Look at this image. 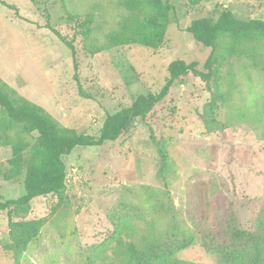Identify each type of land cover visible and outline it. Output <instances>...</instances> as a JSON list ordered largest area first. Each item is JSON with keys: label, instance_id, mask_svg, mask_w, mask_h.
<instances>
[{"label": "rangeland", "instance_id": "obj_1", "mask_svg": "<svg viewBox=\"0 0 264 264\" xmlns=\"http://www.w3.org/2000/svg\"><path fill=\"white\" fill-rule=\"evenodd\" d=\"M167 1L173 11L165 36L150 48L130 39L150 0H0V83L42 107L60 128L96 134L107 113L158 91L171 61L202 68L210 48L185 31L193 19L215 18L224 7L241 19L264 18V0ZM61 38L72 44L74 57ZM219 67L209 84L192 74L175 81L146 121L135 120L115 141L64 156L63 201L55 194L36 197L26 215L12 217L41 221L24 250L6 249L8 218L0 212V264H121L112 256L110 213L119 202L131 204L139 210L129 220L136 236L146 221L159 232L168 217L154 209L158 199L170 203L181 227L193 232V243L178 259L229 264L203 239L220 237L230 215L240 228L253 230L263 204L264 70L246 57L228 58ZM212 101L218 127L208 119ZM149 125L172 165L166 185L156 176L160 163ZM0 136L30 146L36 133H25L0 111ZM11 156L12 144L0 143L3 199L24 194L23 175L4 177Z\"/></svg>", "mask_w": 264, "mask_h": 264}, {"label": "trees", "instance_id": "obj_2", "mask_svg": "<svg viewBox=\"0 0 264 264\" xmlns=\"http://www.w3.org/2000/svg\"><path fill=\"white\" fill-rule=\"evenodd\" d=\"M150 5L151 9L144 19L134 25L130 39L144 47L155 48L165 36L166 22L173 5L167 0H150ZM189 23L185 31L191 34L196 43L210 48L202 68L198 67L197 62L171 61L158 91L140 94L130 105L107 113L96 134L60 128L42 107L14 95L5 83H0L1 114L9 121L21 124L25 133H36L35 141L30 146L12 143L7 136H0V143L12 144V156L4 177L11 179L23 175L24 188V194L18 198L3 199L0 195V212H6L8 218L9 242L5 244L6 249L18 253L37 236L41 224L39 219H12L13 216L26 215L33 198L55 194L59 202L63 201L67 171L63 157L74 149L115 141L135 120L146 121L155 105L166 97L172 84L183 76L192 74L209 84L216 80L219 66L231 57H246L253 67L264 70V61H261L264 56L261 46L264 42V18L241 19L224 7L215 18L204 16ZM61 39L74 57L72 44ZM73 66L77 68L74 58ZM214 104L212 101L206 109L209 121L218 127V122L212 116L211 107ZM149 130L160 163L156 176L166 185V175L173 171L172 165L164 141L156 138L151 125ZM154 209L168 217L165 229L157 232L154 224L146 221V230L137 237L129 220L139 217L138 208L118 203L109 215L113 227L110 240L115 242L111 249L113 258L121 264H190L178 259L176 254L193 243V232L181 227L175 209L165 199L156 200ZM205 239V245L213 248L223 262L264 264V201L255 218L253 230L240 228L235 216L230 215L220 237Z\"/></svg>", "mask_w": 264, "mask_h": 264}]
</instances>
